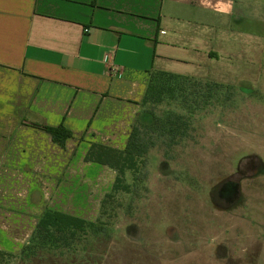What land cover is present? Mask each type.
Returning a JSON list of instances; mask_svg holds the SVG:
<instances>
[{
	"label": "crops",
	"instance_id": "0c3cea01",
	"mask_svg": "<svg viewBox=\"0 0 264 264\" xmlns=\"http://www.w3.org/2000/svg\"><path fill=\"white\" fill-rule=\"evenodd\" d=\"M258 7L264 0H0V250L21 252L48 209L96 220L117 173L85 161L91 145L125 149L152 71L242 81L238 62L257 37L241 30ZM45 126L72 137L61 147Z\"/></svg>",
	"mask_w": 264,
	"mask_h": 264
},
{
	"label": "rangeland",
	"instance_id": "374dc122",
	"mask_svg": "<svg viewBox=\"0 0 264 264\" xmlns=\"http://www.w3.org/2000/svg\"><path fill=\"white\" fill-rule=\"evenodd\" d=\"M262 13L258 7V20ZM257 21L241 30L257 37L256 52L242 46L248 51L238 62L242 81L222 84L200 109L181 97L145 107L158 116H185L188 134L176 144L155 138L144 184L117 196V207L101 218L103 232L88 230L70 247L36 256L19 251L4 264H239L242 246L264 264V23ZM207 90L204 84L189 92ZM248 167L256 177L243 179ZM225 183L241 184L239 202L227 210L229 199L215 193ZM94 216L77 217L95 222L88 219Z\"/></svg>",
	"mask_w": 264,
	"mask_h": 264
},
{
	"label": "trees",
	"instance_id": "16d2710c",
	"mask_svg": "<svg viewBox=\"0 0 264 264\" xmlns=\"http://www.w3.org/2000/svg\"><path fill=\"white\" fill-rule=\"evenodd\" d=\"M206 93L189 90L203 88ZM224 85L214 82H202L195 78L177 75L165 71H152L146 93L142 101L143 110L136 119L127 146L123 150L114 149L100 144H92L85 161L107 166L116 171V179L111 191L106 194L101 202L99 216L95 222H88L80 217L69 215L54 210H46L41 216L31 241L24 246L20 255L36 256L40 250L70 247L78 236L86 235L88 230L96 233L103 232L106 223L101 218L109 215V208L117 207V196L121 193H132L139 189L145 181L143 169L147 164L149 150L155 145V138H168L176 144L178 138H184L188 134L189 123L185 116L167 114L158 116L149 111L144 112L147 105H160L166 100H174L181 97L185 101H192V109H200L207 106L212 98L220 92ZM191 114H194L191 112ZM52 136V140L61 147L72 137V133L64 126L57 128L42 127ZM132 180L129 182L128 178ZM215 193L230 200L234 205L239 198V184L225 183L215 189ZM230 195V196H228ZM13 253L0 250V264H4Z\"/></svg>",
	"mask_w": 264,
	"mask_h": 264
},
{
	"label": "flooded vegetation",
	"instance_id": "af4514ba",
	"mask_svg": "<svg viewBox=\"0 0 264 264\" xmlns=\"http://www.w3.org/2000/svg\"><path fill=\"white\" fill-rule=\"evenodd\" d=\"M248 168H249V167H248ZM250 172H253V173L251 174ZM250 174H251V175H250ZM251 176H252V178H253V177H256V173H254V171H253L251 168H249V169H248V174H247V175H243L242 178H243V179H245V178L250 179ZM240 188H241V184L239 183V196H238L239 200H240ZM225 194H227V193H224V194L222 195L223 200H227V197H225V196H227V195H225ZM228 196H230V195H228ZM239 200H238V202H239ZM238 202H237V203H238ZM225 203H226L227 205H225V207H222L223 210L230 209L231 207H234V206L237 204V203L234 204V205L230 204V203H231L230 200L226 201ZM231 205H232V206H231ZM239 245H240V244H239ZM240 247H241V245H240ZM242 247H244V248H242L240 254H239V255L237 256V258H236V260L238 261L239 264H258V262H263V261H261V260H259V261L257 260V256H256L255 253L250 254L251 256L246 255V254H248L247 247H245V246H242ZM244 255H245V256H244ZM227 258H229V256H226V255H222V256H221V259H227Z\"/></svg>",
	"mask_w": 264,
	"mask_h": 264
}]
</instances>
